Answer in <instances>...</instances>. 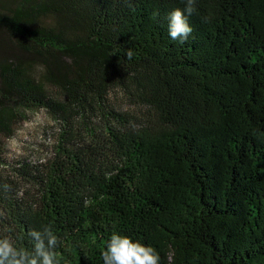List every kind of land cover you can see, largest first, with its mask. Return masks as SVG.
<instances>
[{"label": "trees", "instance_id": "trees-1", "mask_svg": "<svg viewBox=\"0 0 264 264\" xmlns=\"http://www.w3.org/2000/svg\"><path fill=\"white\" fill-rule=\"evenodd\" d=\"M184 6L0 0V237L51 226L60 264H103L114 232L160 264H264V0H196L180 43ZM38 110L47 156L9 162Z\"/></svg>", "mask_w": 264, "mask_h": 264}, {"label": "clouds", "instance_id": "clouds-1", "mask_svg": "<svg viewBox=\"0 0 264 264\" xmlns=\"http://www.w3.org/2000/svg\"><path fill=\"white\" fill-rule=\"evenodd\" d=\"M183 9L176 8L168 14V35L173 41L184 43L192 34L188 17L195 11L196 0H184ZM134 52L126 51L131 59ZM5 190L10 186L4 185ZM28 236L32 241V250L18 248L11 236L0 237V264H60L56 249L62 241L54 233L51 226L42 230L30 229ZM103 264H160L157 250L150 246L134 241L127 235L113 233L107 241L106 250L102 252Z\"/></svg>", "mask_w": 264, "mask_h": 264}, {"label": "rangeland", "instance_id": "rangeland-1", "mask_svg": "<svg viewBox=\"0 0 264 264\" xmlns=\"http://www.w3.org/2000/svg\"><path fill=\"white\" fill-rule=\"evenodd\" d=\"M113 99L116 108L121 112L135 113L138 104L115 90ZM139 113V111L137 112ZM53 120L44 111L27 113L25 120L16 126L13 135L6 140V158L9 162L43 160L52 143V133L55 129Z\"/></svg>", "mask_w": 264, "mask_h": 264}]
</instances>
